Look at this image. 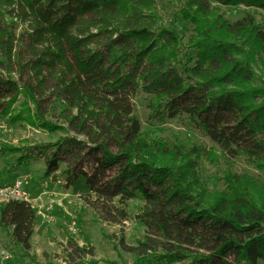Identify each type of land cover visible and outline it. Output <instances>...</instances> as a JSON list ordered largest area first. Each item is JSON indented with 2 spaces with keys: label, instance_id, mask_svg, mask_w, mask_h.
Returning <instances> with one entry per match:
<instances>
[{
  "label": "trees",
  "instance_id": "1",
  "mask_svg": "<svg viewBox=\"0 0 264 264\" xmlns=\"http://www.w3.org/2000/svg\"><path fill=\"white\" fill-rule=\"evenodd\" d=\"M178 1L192 23L189 45L196 52L183 54L182 71L173 64L182 38L146 21L158 15L148 0H0V119L65 132L33 153L45 158V177L70 163L65 188L105 219L114 218L109 198L146 201L138 215L148 229L135 247L139 259L158 253L166 264H258L264 260V182L229 170L225 190L197 192L188 153L147 139L128 96L143 89L160 120L186 114L216 143L219 153L208 151L214 163L219 156L228 163L245 156L264 173V79L255 83L256 65L264 66V27L252 16L234 22L214 16L204 0ZM216 1L264 10V0ZM16 4L34 40L29 63L36 84L56 89L68 126L47 119L32 85L23 83ZM70 128L75 135L66 134ZM4 151L21 152L20 160L28 155L14 145ZM36 223L27 202L0 206V226L27 252Z\"/></svg>",
  "mask_w": 264,
  "mask_h": 264
},
{
  "label": "rangeland",
  "instance_id": "2",
  "mask_svg": "<svg viewBox=\"0 0 264 264\" xmlns=\"http://www.w3.org/2000/svg\"><path fill=\"white\" fill-rule=\"evenodd\" d=\"M157 12L151 13L146 21L152 22L155 31L161 28L174 29L182 38V46L173 61L179 71L183 69V54L188 52L195 56V50L190 47L189 39L193 34L192 23L181 14L182 2L178 0H148ZM207 8L214 16L228 19L231 22L252 16L264 27V10L243 5H225L216 0H204ZM16 16L15 24L18 51L24 64L23 83L31 84L36 98L45 111L47 119L68 126L64 115L62 102L56 96V89L45 90L36 84L32 66L29 63V46L34 41L25 19L21 17L22 7L13 6ZM11 20V19H10ZM117 53V51H111ZM257 78L255 83L264 79V66L256 65ZM136 116L141 122L142 132L149 140H163L180 145L188 153L187 158L194 162L195 176L192 179L194 188L202 194H214L226 189L225 175L231 170L235 173H246L264 182V173L245 156L226 162L222 156L214 163L208 157V151L217 150L216 143L186 114L163 120L153 116L150 105V95L143 89H133L128 93ZM24 100L21 96L16 107ZM34 109H36L33 106ZM66 134L75 135L70 128ZM65 132H48L33 127H23L21 122H12L8 117L0 119V184L9 183L17 177L29 176V188L34 197L43 198L46 202L44 210L39 205L34 206L37 213L35 233L32 238L31 251H25L11 237V229L0 226V264H166L158 260V253H150L139 259L135 247L143 241L148 229L139 220L138 215L146 208L142 197L133 198L121 203L119 197L109 198L113 204L110 209L114 218L107 220L102 213L87 204L79 194L65 188L66 174L63 172L71 166L62 163L57 171L56 181L45 177L46 160L43 156L33 153L34 147L53 143ZM86 140L84 136L79 137ZM8 145L18 146L28 150L25 159L21 152H5ZM198 148L204 150L202 156L196 154ZM32 152V153H31ZM264 190V185L262 186ZM256 187L258 193L262 191ZM41 194H38V193ZM43 192L45 194L43 195ZM48 194L50 198L48 199ZM40 202V201H39ZM76 227L75 232L71 231ZM4 252L8 258L2 263ZM190 260L173 264H188ZM258 264H264V260Z\"/></svg>",
  "mask_w": 264,
  "mask_h": 264
},
{
  "label": "built area",
  "instance_id": "3",
  "mask_svg": "<svg viewBox=\"0 0 264 264\" xmlns=\"http://www.w3.org/2000/svg\"><path fill=\"white\" fill-rule=\"evenodd\" d=\"M29 181L30 177L25 176L17 177L10 183L0 184V206L11 201H22L31 204L33 208L36 205L42 208L39 204V200L31 193ZM70 230L73 232L77 231L75 226H72ZM7 258L8 254L4 252L2 263H5L4 261Z\"/></svg>",
  "mask_w": 264,
  "mask_h": 264
},
{
  "label": "crops",
  "instance_id": "4",
  "mask_svg": "<svg viewBox=\"0 0 264 264\" xmlns=\"http://www.w3.org/2000/svg\"><path fill=\"white\" fill-rule=\"evenodd\" d=\"M10 183V182H9ZM3 184H6V183H3ZM38 194H41L40 192L38 193ZM45 194V192H43V195ZM40 202H39V204H40V206H42V208H43V210H44V207H45V201H44V199L43 198H41V199H39L38 197H36ZM50 198V196H49V194H48V199Z\"/></svg>",
  "mask_w": 264,
  "mask_h": 264
},
{
  "label": "water",
  "instance_id": "5",
  "mask_svg": "<svg viewBox=\"0 0 264 264\" xmlns=\"http://www.w3.org/2000/svg\"><path fill=\"white\" fill-rule=\"evenodd\" d=\"M56 180H57L56 175H53V176H52V181H56Z\"/></svg>",
  "mask_w": 264,
  "mask_h": 264
}]
</instances>
